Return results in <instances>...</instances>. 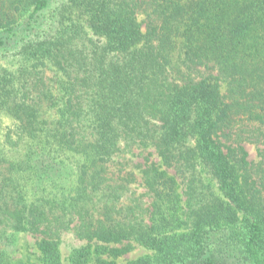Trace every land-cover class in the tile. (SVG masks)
<instances>
[{
  "label": "trees",
  "instance_id": "obj_1",
  "mask_svg": "<svg viewBox=\"0 0 264 264\" xmlns=\"http://www.w3.org/2000/svg\"><path fill=\"white\" fill-rule=\"evenodd\" d=\"M7 57L0 264H264V0H0Z\"/></svg>",
  "mask_w": 264,
  "mask_h": 264
},
{
  "label": "rangeland",
  "instance_id": "obj_2",
  "mask_svg": "<svg viewBox=\"0 0 264 264\" xmlns=\"http://www.w3.org/2000/svg\"><path fill=\"white\" fill-rule=\"evenodd\" d=\"M44 16L47 18L48 14L44 13ZM0 66H7L10 69H12L14 66L11 65L9 58H0ZM48 75H49V79L55 77L56 73H54V70L52 69H48ZM248 149L250 151V156L251 158H254L256 160L259 159V151L258 148L254 145H249ZM140 180V179H139ZM25 181V180H24ZM27 183L30 184V182L25 181ZM134 187L136 188L135 191V196H139V195H143L142 199L148 203L149 201H151V199L149 198V196L145 193V187L143 186V184L141 183V181L137 182L134 184ZM31 198L30 196H27V198ZM183 198L184 194H183ZM9 235V236H8ZM5 249H7L8 251V257L10 259V261L15 262L18 261L20 259H24V260H30L33 262H37L40 263V252L38 250L37 247V243H36V237L34 235H32L29 232H13V231H9L6 234L5 237ZM77 243H79V241L76 240L75 237H73L72 234H68L67 236L64 237V242H63V252H64V256L65 258L68 256L70 250H71V246L73 245H77ZM148 252L145 249L142 248H138L136 249L133 253H130L127 257H124L122 259H120V262L125 261L126 259H132L135 258L141 254H144ZM67 263V261H66Z\"/></svg>",
  "mask_w": 264,
  "mask_h": 264
}]
</instances>
